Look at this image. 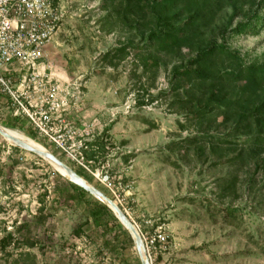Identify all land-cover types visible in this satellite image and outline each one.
<instances>
[{
    "label": "rangeland",
    "instance_id": "374dc122",
    "mask_svg": "<svg viewBox=\"0 0 264 264\" xmlns=\"http://www.w3.org/2000/svg\"><path fill=\"white\" fill-rule=\"evenodd\" d=\"M118 2L54 0L64 17L44 50L57 79L78 92L77 112L70 111L75 122L96 121L94 132L100 134L88 140L93 151L84 159L92 170L105 165L117 196L31 130L26 119L13 117L1 94L0 126L90 177L116 201L144 246L146 236L160 231L165 240L149 251L145 246L150 264H264V179L252 176L251 162L223 163L246 144L238 141L234 152L218 144L211 152L200 136L230 138V126L220 124V114L210 123H197L190 104L180 102L189 84L173 78L193 53L183 49L168 55L146 46L148 28L121 21L113 11ZM229 13L226 9L218 17L213 34ZM228 44L247 62L264 60V30L231 37ZM177 84L181 87L174 91ZM15 118L36 139L7 127ZM67 182L46 160L0 136V264L19 257L20 264H124L122 258L140 264L121 224L106 211L95 218L93 197Z\"/></svg>",
    "mask_w": 264,
    "mask_h": 264
},
{
    "label": "trees",
    "instance_id": "16d2710c",
    "mask_svg": "<svg viewBox=\"0 0 264 264\" xmlns=\"http://www.w3.org/2000/svg\"><path fill=\"white\" fill-rule=\"evenodd\" d=\"M117 6L113 7V11L125 24L133 22L148 28L146 46H154L156 51L168 55L183 49L193 53L184 67L173 72L177 82L190 86V90L186 91L187 98L180 100L181 104H190L189 111L200 125L210 123L216 114H220V124L225 129L230 126V135H227L230 138L205 132L200 139L210 145L211 152L218 144H224L234 152V148L239 146L237 142H243L246 147L237 149L234 156L223 163L235 161L244 166V161L251 162L252 176L260 175L264 179V60L247 62L244 55L228 44L231 37L258 35L264 30V15L260 13L264 9V0H120ZM226 9L230 13L213 34L214 23ZM240 15L242 19L233 25ZM124 50L125 47H122L118 51ZM181 85L177 84L173 90ZM144 103L139 102L138 105ZM15 119L7 127L23 130L36 139L30 126L31 130H27L18 118ZM235 143L237 146H234ZM76 173L92 184V179L81 170H76ZM250 179L253 181L252 177ZM67 183L79 194L89 195L69 181ZM92 199L96 208H92L91 214L95 218L101 211L111 214L103 204ZM111 217L118 222L112 214ZM119 226L124 238L132 244L129 234ZM103 243L117 251L109 242ZM21 260L24 259L19 257L13 264H20ZM122 261L127 263L125 258Z\"/></svg>",
    "mask_w": 264,
    "mask_h": 264
},
{
    "label": "built area",
    "instance_id": "2783aa9c",
    "mask_svg": "<svg viewBox=\"0 0 264 264\" xmlns=\"http://www.w3.org/2000/svg\"><path fill=\"white\" fill-rule=\"evenodd\" d=\"M63 17L54 0H0V94L7 98L13 117L26 119L37 135L117 196L105 165L92 170L84 159L86 152L93 151L88 140L100 134L94 132L96 121L78 126L70 114L77 112L78 92L70 83L60 82L45 62V47ZM164 240L154 230L144 238L147 251Z\"/></svg>",
    "mask_w": 264,
    "mask_h": 264
},
{
    "label": "water",
    "instance_id": "95a60500",
    "mask_svg": "<svg viewBox=\"0 0 264 264\" xmlns=\"http://www.w3.org/2000/svg\"><path fill=\"white\" fill-rule=\"evenodd\" d=\"M0 136H2L5 140H7L11 145L15 147H19L21 149H24L26 151L32 152L39 157L46 160L49 164L52 163L56 167H58L59 170H56L62 177H64L67 181L70 183L76 185L80 189L86 191L89 195H91L95 200L103 204L110 212L111 214L117 219V221L122 225V227L126 230V232L129 234L134 248L136 250V253L138 255L140 264H150L145 246L143 243V240L135 228V226L132 224V222L128 219V217L122 212V210L105 194H103L100 190H98L95 186H93L91 183L83 179L81 176H79L74 170H72L67 164L63 163L61 160H59L54 154H52L50 151L43 147H34L29 144H26L17 138L9 135L6 131V128L0 126Z\"/></svg>",
    "mask_w": 264,
    "mask_h": 264
},
{
    "label": "bare ground",
    "instance_id": "6f19581e",
    "mask_svg": "<svg viewBox=\"0 0 264 264\" xmlns=\"http://www.w3.org/2000/svg\"><path fill=\"white\" fill-rule=\"evenodd\" d=\"M7 133L15 138H17L18 140L26 143V144H29L31 146H34V147H42L40 144H38L37 142H35L34 140L24 136L23 134L17 132V131H14V130H10V129H6ZM50 165L55 169V170H59L61 172V170L56 167L54 164L50 163Z\"/></svg>",
    "mask_w": 264,
    "mask_h": 264
}]
</instances>
